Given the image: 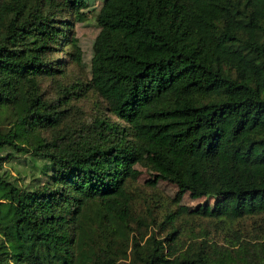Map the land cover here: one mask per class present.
Returning a JSON list of instances; mask_svg holds the SVG:
<instances>
[{
    "label": "trees",
    "instance_id": "obj_1",
    "mask_svg": "<svg viewBox=\"0 0 264 264\" xmlns=\"http://www.w3.org/2000/svg\"><path fill=\"white\" fill-rule=\"evenodd\" d=\"M88 8L0 0V264H264V0Z\"/></svg>",
    "mask_w": 264,
    "mask_h": 264
},
{
    "label": "rangeland",
    "instance_id": "obj_2",
    "mask_svg": "<svg viewBox=\"0 0 264 264\" xmlns=\"http://www.w3.org/2000/svg\"><path fill=\"white\" fill-rule=\"evenodd\" d=\"M101 1L102 0H88L89 8L87 9L88 12L91 11H99L101 7ZM76 33L78 35V38L80 40V46L81 49L84 53V61L85 63H90L92 55H93V49H94V44L96 41L97 36L99 35V29L93 19H89L85 23L77 24L76 25ZM68 77L66 81L70 84L74 83L78 78H83L84 77V71L79 69L78 67H75L73 65H70L68 68ZM77 105V107L82 111L86 112V114L83 115V113H75V117L79 118L80 116H91L93 113L96 112V102L95 98L92 96L88 97L87 99H81V101H77L74 103ZM7 169H10L8 165H5ZM13 174L16 175V172L14 170ZM149 180V176L145 173L141 178L140 181L138 182V185L141 187V189L138 191L140 194L138 199H137V205L136 207L138 210L144 209V200H148L150 197H152V192L148 190L146 187V183ZM158 188L160 189L161 194L167 195L170 198H175L177 189L175 186L167 184V183H160L158 185ZM205 203V200H192L190 199L189 196H185L184 199L182 200V205L190 207L191 210L196 209L200 205H203ZM257 221H262V218H257L255 219ZM253 221V220H252ZM263 222V221H262ZM244 224L247 226V229L253 233L258 230V227L253 229L251 227L252 222L248 219L244 221ZM239 225H236V227ZM212 237L214 238L215 241L222 243V236L219 234H213Z\"/></svg>",
    "mask_w": 264,
    "mask_h": 264
}]
</instances>
